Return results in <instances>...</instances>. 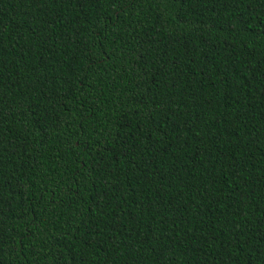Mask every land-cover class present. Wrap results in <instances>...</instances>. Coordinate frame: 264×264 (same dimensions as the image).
Returning a JSON list of instances; mask_svg holds the SVG:
<instances>
[{
  "label": "trees",
  "instance_id": "16d2710c",
  "mask_svg": "<svg viewBox=\"0 0 264 264\" xmlns=\"http://www.w3.org/2000/svg\"><path fill=\"white\" fill-rule=\"evenodd\" d=\"M0 264H264V0H0Z\"/></svg>",
  "mask_w": 264,
  "mask_h": 264
}]
</instances>
